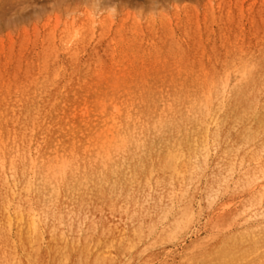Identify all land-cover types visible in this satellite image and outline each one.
Returning <instances> with one entry per match:
<instances>
[{
    "label": "bare ground",
    "instance_id": "bare-ground-1",
    "mask_svg": "<svg viewBox=\"0 0 264 264\" xmlns=\"http://www.w3.org/2000/svg\"><path fill=\"white\" fill-rule=\"evenodd\" d=\"M219 61L208 78L0 91V264H264L263 199L244 205L252 221L184 244L197 193L210 207L264 168V59L236 85L229 46Z\"/></svg>",
    "mask_w": 264,
    "mask_h": 264
},
{
    "label": "rangeland",
    "instance_id": "rangeland-1",
    "mask_svg": "<svg viewBox=\"0 0 264 264\" xmlns=\"http://www.w3.org/2000/svg\"><path fill=\"white\" fill-rule=\"evenodd\" d=\"M227 46L230 85L244 62L258 74L264 0H0V91L27 83L47 91L85 88L111 72L133 79L185 70L208 78L223 72L219 60ZM255 199L264 201V168L251 191L229 188L210 207L197 193L184 244L252 221L244 205Z\"/></svg>",
    "mask_w": 264,
    "mask_h": 264
}]
</instances>
